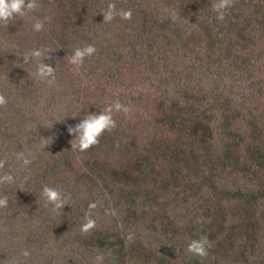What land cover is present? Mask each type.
<instances>
[{
	"label": "rangeland",
	"instance_id": "374dc122",
	"mask_svg": "<svg viewBox=\"0 0 264 264\" xmlns=\"http://www.w3.org/2000/svg\"><path fill=\"white\" fill-rule=\"evenodd\" d=\"M53 1L39 0L37 9L30 12L26 17H16L7 23L0 24V94L7 97V103L0 105V160L4 161L3 167H0V175L11 173L15 178L14 182L10 184L6 182L0 183V196H6L8 201L6 206L0 207V264H94L93 257L97 253L104 255L103 264H119L116 261L117 257L113 250L85 249L82 245L78 246V241L67 239V234H62L60 231L58 236L46 234L44 238H40L42 227L44 226V231L45 225L50 226L52 224L51 213L56 216H63V221H65L67 213L71 217H77L80 225L71 228L76 231H82L83 213L88 211V207L85 204L87 198H90L87 193L92 187H101L103 191V196H98L99 199L96 205L101 203L103 207L107 208V213L108 210L114 213L118 212L122 218V228L125 229V227L129 226L128 230L130 232H136V235L137 233L144 234L143 237L152 242L158 233L153 229V221L156 218L154 217L156 214L153 217L149 216L152 212L148 207L151 206L148 203V198L150 200L157 198L161 200V203L167 202L169 204L172 202V207L168 209L167 213L162 211V214H166L170 218L177 217L174 219L177 222L171 225L168 232L170 237H174L172 234L173 230L182 228L180 226L188 220L191 228L197 222L203 221L205 223L208 222L212 231H215L216 228L220 229L224 219L205 215V211H203L205 202L202 199V194L199 196L193 195L190 198V202L185 199L179 200L178 191L184 189V181L180 182L177 188L172 189V193L169 191L166 193V184L169 176L172 175L171 167L164 170V168L159 166L147 175L141 174L144 182L139 187L141 189L140 197L135 204L137 197L129 198L130 203H128L126 196L127 191L131 190L127 187V184L136 186L137 171L134 172L133 170L132 173L127 175L117 174L120 182L112 178L111 170L102 174L105 178L104 180L102 177L100 178V171L103 165L114 162L116 165L121 164L133 169L131 167L132 163L139 157L134 151L137 148L128 147L131 151L128 152L123 146H113L114 143H119L115 141L118 136L115 135V130H125L127 123L131 120L148 122L147 129L138 127L136 134L139 139L136 142L149 148L151 145L149 140L153 138L155 122L159 120L161 108H167L172 103L178 102L179 106L185 108L184 115L187 119L191 113L189 107L193 104L198 105L200 94L204 97L202 104H205V106L203 110L210 109L209 113L215 114V116L211 115L215 124L213 126L215 127L217 124V127L221 128L220 133L230 135L226 141H223L219 136L218 147L221 152L220 155L222 158H233L236 161L234 167L227 168V174L223 177L218 171L219 182L221 183L218 188L235 193L234 196H227L224 199V207L228 208L227 212L231 216L238 213L239 221H241L240 214L257 215L260 218L257 220V228L263 235L262 237L260 234L255 239L256 243L251 239V255L250 253L238 252V249L246 248L239 246L243 244L240 241L239 245H236V253L233 257L241 259L242 256H246V258H242L239 262H230L228 264H264V200L258 203V207L256 203H252L249 200L251 198L250 187L254 189L256 187H264V166L262 167L253 162L254 155L253 151L250 150V146L253 143L252 139L256 137L264 151L263 137L256 135L254 128L248 125L247 120L240 119L239 121H242L234 127L232 126V128L221 127V124L226 121L225 117L232 116V114L227 113L223 109L216 110L215 106H221L218 102L225 100V98L218 99L217 84L206 92H189V87H192L194 83L200 84V79H202L199 72L195 73L190 79H185L187 78L186 75L193 73L186 68V64L191 59L194 60L192 61L194 63H200L195 56L186 57L185 53L182 55L175 52L177 57L172 55V62L176 60L178 63H183L181 74L176 71L178 79L171 77L169 84H165L158 80L157 75L160 73H153L152 71L153 64L151 63L149 51L148 53H142L143 51L138 48L130 47L129 41L131 39L125 38L126 35L123 33L118 34L116 37L115 35L101 33L98 42L94 44L96 52L85 59V64L79 67L70 64L69 56L75 47L80 46L79 36L83 35L85 38L88 36L86 34L90 23L86 21L81 30L78 28L81 19L79 15H68L62 9H57ZM118 1L120 9L125 10L130 4L129 0ZM152 1L154 0H145V5L150 2V7L153 9ZM185 1L187 5L194 4L192 5V10L196 8L198 2L200 4L203 3L201 10L205 8V3L207 5L211 1L214 2V0ZM95 5L93 4L92 6ZM180 10L172 7L170 15L176 16ZM192 10L187 12L186 15L195 12ZM45 15L50 16L51 19L45 22V27L42 31L34 32L32 30L34 19L42 18ZM186 15L179 18L177 22L182 26L184 40L189 37L191 27L194 26L198 29L196 24L188 19ZM87 40L90 41L89 39ZM64 42H67L69 47L68 53L65 51ZM226 43L227 45L223 44V57L226 59L224 64H226H223V67L221 66L222 70L220 71L223 73L225 81H220L219 83L232 89V92H229L226 97L235 99V102L231 105V108L234 109L236 105L243 103V101H250L249 99L243 100L242 97H244L246 92L250 91L252 86L257 91H264V89L262 84L259 83L261 81L254 78L246 77L247 81L243 85L231 82V77L236 76V74L246 75L245 67L247 66L244 64L243 68L233 66L234 70L230 69L228 61L231 57H229V54L232 56L234 50L238 47L231 50L229 43ZM125 47H128L133 54L138 55H135V57L129 56ZM33 48H41L45 52H51L52 59L45 62L56 66V79L53 85H48L37 77L36 64L38 60L34 59L28 64L22 62L21 54L29 52ZM194 52L199 55L204 51L199 49ZM43 59L44 57L39 58L40 61ZM215 62L214 64H219L218 60ZM174 65L172 64V66ZM215 81L218 80L215 78ZM210 82H213V80H210ZM117 100L128 106L129 113L125 115L122 111H113V118L116 120L117 126L111 131H107L106 135L109 134L108 139L110 140L106 143L101 135L98 143L83 152L79 151L78 148L72 147L71 145H75L76 141L72 135L64 136V127L67 124L77 122L85 112L103 110ZM249 113L250 109L247 106L243 110V116ZM140 124L143 125V123ZM121 127L123 128L122 130ZM113 131L115 133L111 137ZM231 132L237 142H243L240 150L233 148V145H237V142H234L235 139L232 138ZM167 133L168 130L165 129L163 136H166ZM168 134L171 135L170 132ZM125 142L127 141L123 137L121 143ZM231 145L232 148H230ZM18 152L29 155L31 163L35 164L50 162L51 165H54L57 158L64 157L66 159L64 166H56L55 171L52 172V177L56 184L55 188L59 189L64 196V206L54 209L52 204L46 203L41 195V189H38L37 179L36 184L31 180V188L27 192L26 181L30 176L26 177L24 172L31 163L23 165L14 155ZM191 157L194 158L192 155ZM237 161H239V164H237ZM18 169L23 176L17 175L16 171ZM96 172L98 173L96 174ZM207 173L210 174L209 172ZM134 176L136 177L134 178ZM21 177H23L25 182L23 181L20 188L18 181ZM92 177L95 181L90 180L93 179ZM193 179L194 187L199 188L204 177L194 173ZM45 185H49V182ZM147 190L149 193H146ZM187 194L190 196L191 193L187 192ZM89 201L93 200L90 198ZM220 204L222 205V202ZM129 208L133 212L134 210L138 211L139 214L147 212L145 221L141 224L140 220V225L136 228L131 226L135 219L124 222L128 216ZM45 209L48 210L49 216ZM94 209L92 214L96 220V214H98L96 211L99 210L97 209L94 212ZM34 212L38 213V219L29 220ZM58 219H61V217ZM229 221L233 223V218H230ZM30 224H32V227L28 228ZM112 224L114 223L108 220L104 225V230L108 231ZM93 230V228L89 230L90 235ZM83 233L87 234V232ZM252 233L254 234V232ZM182 239V237H178L175 245L170 248L173 251L172 254L175 253V250L177 254L183 253L182 248L185 241H182ZM191 239L196 238H189L185 248H187V244ZM62 243L66 244L65 247L60 246ZM166 244L167 242L160 245L157 242L156 246L162 247L164 245L165 248ZM70 247L71 249H69ZM22 249L28 250L30 255L28 257L20 256ZM186 253H189L187 249ZM127 264L141 263L136 256H132L128 259ZM209 264H211V260H209Z\"/></svg>",
	"mask_w": 264,
	"mask_h": 264
},
{
	"label": "trees",
	"instance_id": "16d2710c",
	"mask_svg": "<svg viewBox=\"0 0 264 264\" xmlns=\"http://www.w3.org/2000/svg\"><path fill=\"white\" fill-rule=\"evenodd\" d=\"M53 2L57 9H62V11L68 13V15H79L81 19L78 28L81 30L86 21L90 23L86 34L88 35L87 37H89L86 38L90 41L83 35H80V46L88 43L95 44L98 42L101 33L115 35V37L123 33L126 35L125 38L131 39V41H129L130 47H136L140 51H143L142 53L150 52V59L153 64L152 71L153 73H160L157 75L158 80L165 84H169L171 77L178 79L176 71L181 74L183 63H178L176 60L172 62V55H177L175 52L182 55L185 53L186 57H197V61L200 62L199 64L192 62L194 61L192 59L186 64V68L190 69L193 73L186 75L187 78L185 79H190V77H193L197 72L201 74L202 79H200V84L193 82L194 85L189 87V92H206L217 84L218 99L225 98V100L219 101L218 104L221 106H215V108L216 110L223 109L227 113L232 114V116L225 117L226 121L221 124V127L226 129L232 128V126L234 127L242 120H247L248 125L254 128L256 135H261L263 137L264 143V110H262L264 108V91H257L256 88L252 86L250 91L248 93L246 92L244 97H242L243 100L249 99L250 101H243V103L236 105L233 109L231 105H233L235 99L226 97L229 92H232V89L227 85L219 83L220 81H225V77L220 71L222 70L221 66L223 67L226 64H224L226 59L223 57V44L227 45L226 42H228L231 50L238 47L234 50L232 56L229 54V57H231L228 61L230 69L234 70L233 66L243 68L244 64L247 66L245 67L247 74H236V76L231 77V82L243 85L245 81H247L246 77L254 78L261 81L259 83L262 84V88L264 89V0H231L229 7L225 10V17L222 21L216 19V13L212 10V1L207 5L205 3V8L202 10L200 8L203 3L200 4V2H198V5H195L196 8L192 10V5L194 4L187 5L185 0H154L151 3L152 6H154L153 9L150 7V2L145 5V0H129L130 4L126 9L132 10L131 19L121 20L120 17L117 16L111 22H104L103 14L100 12L102 9L106 8L109 3H115L117 9H120L118 0H54ZM93 4L96 5L92 6ZM172 7L181 9L179 14L176 16L173 14L170 15ZM190 10L195 12L186 15ZM185 15L196 24L198 29L194 26L191 27L189 37L184 40V34L181 29L182 26L177 22L179 18ZM173 17H175V19ZM89 20H91V22H89ZM64 48L68 53L69 47L67 46V42H64ZM125 48L128 50L129 56L135 57V55H138L133 54L128 47ZM199 49H203L204 52L196 55L197 52L194 51H198ZM216 60L219 62L218 65L214 64ZM172 64L175 65L172 66ZM202 73L204 74L202 75ZM215 78L218 81H215ZM207 80L208 82L206 83ZM210 80H213V82H210ZM203 101L204 97L200 94L198 105L193 104L189 107L191 113L187 119L184 115L185 108L179 106L178 102L172 103L171 106L167 108H161L159 120L155 122L153 138L149 140L151 144L149 148L136 142L139 139L136 131L139 126L147 129L149 123L146 121L138 122L136 120H131L127 123L125 130L121 127L123 131L115 130L116 133L113 131L111 137L115 133V135H118L115 141L119 142L114 143L113 146H123L128 152H131L128 147L137 148L134 151H136L139 157L132 163L131 167L133 169L121 164L116 165L114 162L103 165L100 171V178L102 177L104 180L105 178L102 174L111 170L112 178L120 182L117 174L127 175L132 173L133 170L134 172L137 171L136 176L138 178L136 186L128 183L127 187L131 190L129 192L127 191L126 196V201L128 203H130L129 198L133 199V197H137L134 202L135 204L140 197L141 189H139V187L144 182L141 174L144 173L147 175L159 166L164 168V170L171 167L172 175L168 178L166 193H168V191L172 193V189L174 190V188L179 186L180 182L184 181V189L178 191L179 200L181 199L182 201L185 199L190 202V198L193 195L199 196L202 194V199L205 202V208H203L205 215L224 219L220 229L216 228L215 231H212L208 222L205 223L203 221H199L196 224L193 223L194 225L191 228L190 221L188 220L185 224L180 226L182 228L173 230L172 234L174 237H170L168 232L170 231L171 225L177 222L174 220L177 217L170 218L168 215L162 214V211L167 213L168 209L172 207V202L169 204L167 202L161 203V200L157 198L153 200L148 198V203L151 204V206L148 207L152 212L149 216L153 217V215L156 214V216H154L156 218L153 221V229L158 235H156L157 237L153 242L143 237L144 234L141 235L137 233L136 235V232H130L128 230L129 226L125 227V229L122 228V218L120 214H118V212L114 213L111 210H108L107 213V208L103 207L101 203H98L94 209V212L97 209L100 212L96 211L98 212V214H96V225L91 235L89 231L85 235L82 231H76L74 228H71L80 225L78 224L77 217H75L77 219V221H75L76 219L67 213L65 215V221H63V216H56L51 213L50 219L52 224H50V226L45 225L44 231V226L42 227L40 238H44L46 234L58 236V232L60 231L62 234H67V239L78 241V246L82 245L85 249L113 250L117 257L116 261L119 264H127L128 259L132 256H136L141 264H209V260H211V264L236 263L241 261L242 258H246V256H242L241 259H235V257H233L236 253V245H239L238 243L240 241H242L243 244L239 246L246 248L238 249V252L250 253L251 255V239L256 243L255 239L261 234L257 228V220L260 218L255 214L245 213L239 215L241 218V221H239V217H237L238 213L231 216L227 212L228 208L224 207V199L227 196H234L235 193L218 188V185L221 184L219 182L220 177L218 171H220L223 177L227 174V168L234 167L236 161L233 158H222L220 155L221 152L218 147L219 136L223 141H226L230 135L220 133L221 128L217 127V124L215 127L213 126L215 124L213 123L211 115L215 116V114H210V109L203 110L205 106V104H202ZM247 106L250 109V113L243 116V110L246 109ZM240 119L242 120L239 121ZM140 123H143V125ZM64 128V136L67 135L68 137L70 134L67 132V128ZM165 129H167L168 133L170 132L171 135L167 133L166 136H163ZM106 133L107 131L104 132L102 136L107 143L110 139H108L109 134L106 135ZM230 134L232 138L235 139L233 133L231 132ZM123 137L127 142L121 143ZM252 141L253 143L250 146V150L253 151V162L263 167V147L259 145L258 138L255 137ZM234 142L236 143L237 140L235 139ZM242 145L243 142H237V145H233V148L240 150ZM230 148H232V145ZM191 155L194 156V158L191 157ZM65 164L66 159L60 157L55 160L54 165H51L50 162H40V164L31 163L30 166L28 165V168H26L24 172L26 177L30 176L26 181L27 192L30 191L31 180L36 184V179L38 181V189H42L48 182L50 186L55 187L56 184L54 183L52 172L55 171L56 166L60 167ZM237 164H239V161H237ZM16 172L17 175L23 176L19 169ZM97 173L98 172H96V174ZM194 173L204 177L199 188H195L193 185ZM136 176H134V178ZM93 179L90 180L95 181V179ZM23 181V177L18 181L20 188L22 187ZM211 187L214 188L211 189ZM195 189L197 191L196 193ZM249 190L251 191V198L249 200L252 203H256L258 207V203L264 200V187H256L255 189L250 187ZM187 192L191 193L190 196ZM146 193H149L148 190ZM87 195L93 200L89 201L90 198H87L85 205L88 207L91 202H98V196H103V191L101 187H92ZM220 202H222V205ZM66 209L72 211L69 208ZM128 210L129 213L124 222L135 219V222L131 226L136 228L140 225V220L141 224L145 221L147 216L146 211L145 213L139 214L136 210L133 212L131 208ZM45 211L48 215V210L45 209ZM165 216L167 217L166 219ZM37 217H39L38 213L34 212L29 220H33L34 218L38 219ZM59 217H61V219H58ZM228 217L231 219L233 218V223L229 221L230 218L228 219ZM108 220L112 221L114 224L111 225L108 231H105L104 225ZM31 227L32 224L28 226V228ZM252 232H254V234ZM30 233L32 234V232ZM252 236L253 238H251ZM261 236L263 237L262 234ZM178 237H182V241H185L182 248L183 253L177 254L175 250V253L172 254L173 251L170 248L175 245V241ZM200 237H207L211 244V250L210 248L207 249V255L197 256L190 252L186 253L187 248H185V245L188 239H198ZM157 242L160 245L165 242H167V244L164 248V245L162 247L156 246ZM65 245V243H62L60 246L65 247ZM69 249H71V247Z\"/></svg>",
	"mask_w": 264,
	"mask_h": 264
},
{
	"label": "clouds",
	"instance_id": "9594fccd",
	"mask_svg": "<svg viewBox=\"0 0 264 264\" xmlns=\"http://www.w3.org/2000/svg\"><path fill=\"white\" fill-rule=\"evenodd\" d=\"M39 0H0V24L7 23L8 21L15 19L16 17L24 18L30 12H33L38 7ZM231 0H214L212 3V10L216 13V19L222 21L225 17V10L229 7ZM104 22H111L117 16L123 20L131 19V9H117L115 3H109L106 8L102 9ZM175 19V17H173ZM51 19L50 16L45 15L42 18L34 19L32 23V30L34 32H40L45 27V22ZM96 52L94 44L88 43L83 46L75 47L69 56V63L79 67L82 66L86 58L91 57ZM51 52H45L41 48H33L29 52H23L22 62L25 64L30 63L32 60H38L36 64V75L44 83L53 85L55 83V71L56 66L51 63H46V60H51ZM40 57H44L42 61ZM7 103V97L0 94V105ZM113 111L124 112L125 115L129 113L127 105L120 101H115L112 104L105 107L103 110L95 112H85L81 118L74 124H67V132L74 136L76 141L72 147L78 148L83 152L90 148L92 145L98 143L99 137L105 131H111L116 127V120L113 118ZM73 140V139H72ZM23 165L31 163L29 155L18 152L14 154ZM4 161L0 160V167H3ZM14 176L11 173H5L0 175V183H12L14 182ZM41 195L46 203L53 205L54 209H58L64 206V196L61 191L55 187L44 185L41 189ZM7 197L0 196V207L7 205ZM96 208V203L91 202L88 206V211L83 213L84 222L81 224L82 232H88L96 225V220L93 218L92 210ZM211 246L207 237H200L198 239H191L187 244V251L197 255H207V249ZM29 251L22 249L20 256L28 257ZM94 264H103L104 255L97 253L93 257Z\"/></svg>",
	"mask_w": 264,
	"mask_h": 264
}]
</instances>
